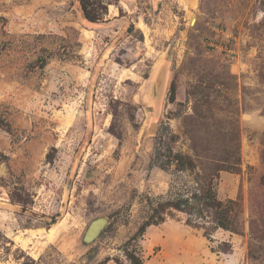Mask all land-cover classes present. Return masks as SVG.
<instances>
[{
  "label": "rangeland",
  "instance_id": "obj_1",
  "mask_svg": "<svg viewBox=\"0 0 264 264\" xmlns=\"http://www.w3.org/2000/svg\"><path fill=\"white\" fill-rule=\"evenodd\" d=\"M84 3L98 19L80 0H0V264H169L165 230H204L176 210L157 223L192 174L154 160L192 153L189 136L238 159L215 192L244 229L210 249L264 264V236L251 255L248 237L250 219L264 229V0Z\"/></svg>",
  "mask_w": 264,
  "mask_h": 264
},
{
  "label": "trees",
  "instance_id": "obj_2",
  "mask_svg": "<svg viewBox=\"0 0 264 264\" xmlns=\"http://www.w3.org/2000/svg\"><path fill=\"white\" fill-rule=\"evenodd\" d=\"M80 2L82 13L86 19L94 21L99 18L88 11L84 0H80ZM170 91V102H174L175 88L173 84L171 85ZM200 106L201 104H198V101L196 100L192 109V117L198 115ZM193 137L194 136H189L192 153L183 154L180 151L172 152L170 147L167 149L168 155L162 151H156L154 162H156L160 168H164L167 164L172 162L175 164L177 171H187L192 174L191 186H178L170 195L173 199H169V197L168 199L159 202L157 207L153 209V211L159 214L157 223L164 220V211L168 209L169 211L176 210L186 214V222L196 228H202L204 230L203 235L207 239H210L211 233L217 229H223L235 233L243 232V210L240 207V203L237 200L231 199L222 201L217 198L215 192V182L220 170L234 167L233 165H235V161H238V159L235 160L234 157L232 158V152H227V155L223 158L213 152L205 154V156L202 154L203 152L198 149L196 142H203L205 140L210 144L211 141L214 142L216 139L211 140L207 138ZM159 139L162 144L160 147H163L164 145L168 146V144L170 146V143L174 142L173 136H165L164 138L162 137ZM161 157H165L166 162H163ZM151 223L152 222L146 221L142 224L129 238L128 242L139 238L143 234L145 227ZM262 236H264V229L259 228L256 219H250L248 224L250 255L253 242H259L260 239H262ZM221 251L225 253L229 252L230 246ZM127 257L132 264H142V261L132 253H128Z\"/></svg>",
  "mask_w": 264,
  "mask_h": 264
},
{
  "label": "crops",
  "instance_id": "obj_3",
  "mask_svg": "<svg viewBox=\"0 0 264 264\" xmlns=\"http://www.w3.org/2000/svg\"><path fill=\"white\" fill-rule=\"evenodd\" d=\"M187 230L171 228L164 231L160 246L169 264H238V257L233 253H218L209 247L208 239L194 236Z\"/></svg>",
  "mask_w": 264,
  "mask_h": 264
}]
</instances>
